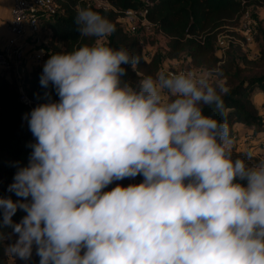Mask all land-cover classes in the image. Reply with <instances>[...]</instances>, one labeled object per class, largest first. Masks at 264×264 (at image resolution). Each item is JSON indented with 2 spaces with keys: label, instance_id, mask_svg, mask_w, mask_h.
Here are the masks:
<instances>
[{
  "label": "clouds",
  "instance_id": "9594fccd",
  "mask_svg": "<svg viewBox=\"0 0 264 264\" xmlns=\"http://www.w3.org/2000/svg\"><path fill=\"white\" fill-rule=\"evenodd\" d=\"M74 23L95 39L43 64L44 102L24 115L32 151L7 189L17 199L0 196V243L15 236L8 254L25 264L34 250L39 264H264V161L234 156L226 118L205 112L226 117L223 73L133 83L126 66L140 58L107 42L115 24L90 6Z\"/></svg>",
  "mask_w": 264,
  "mask_h": 264
},
{
  "label": "trees",
  "instance_id": "16d2710c",
  "mask_svg": "<svg viewBox=\"0 0 264 264\" xmlns=\"http://www.w3.org/2000/svg\"><path fill=\"white\" fill-rule=\"evenodd\" d=\"M56 11L50 17L41 21L46 30L45 45L42 53L43 64L51 54L70 52L83 44H91L95 38L81 37L74 23L78 7H85L84 0H54ZM111 9L100 10L116 26L115 33L108 39L110 46L127 47L140 58L139 65L134 70L127 67L126 79L136 83L147 75L156 74L161 65V57L153 53L148 59L142 54L141 38L124 33L117 22V17L126 9H145V18L152 23L153 29L165 38L163 49L164 59H180L186 55V70L218 69L223 73L226 86L230 89L223 97L226 117L212 109L205 108L206 114H214L217 119L227 120L231 133L235 124L243 128H253L254 132L263 129L264 119L258 115L259 106L254 104V88L259 85L264 91V26H258L252 35L253 43L261 41L255 58L248 54L238 44H232L223 58L214 51L215 34L226 26L236 24L238 17L246 7L254 8L264 4V0H107ZM42 66L31 70L27 81V95L37 104L44 102L46 91L39 83ZM52 99L58 97L51 87ZM264 105V100L261 101ZM264 110V106H263ZM28 108L17 101L14 86L0 73V196L17 197L7 191L13 182V176L19 166L28 163L32 149L29 147L31 132L24 115ZM264 118V117H263ZM234 156L246 157L248 152L235 150ZM250 163L264 161V150L252 155ZM134 183H140L142 176L134 178ZM128 185V178L115 181L109 185L110 190L116 184ZM25 213L18 210L13 216L19 222ZM2 220V216H0ZM6 233L10 229H4ZM6 241V240H5ZM0 243V264H7L6 242ZM20 264L25 261L19 259ZM28 264H39V257L33 251V257Z\"/></svg>",
  "mask_w": 264,
  "mask_h": 264
},
{
  "label": "built area",
  "instance_id": "2783aa9c",
  "mask_svg": "<svg viewBox=\"0 0 264 264\" xmlns=\"http://www.w3.org/2000/svg\"><path fill=\"white\" fill-rule=\"evenodd\" d=\"M85 6L95 9L108 10L111 6L107 0H84ZM56 11L54 0H12L9 7V17L6 26V36L0 43V73L14 86L17 101L31 111L37 105L26 92L27 81L31 70L42 66V53L45 45L46 30L42 28L41 21L53 15ZM251 11L256 14L260 24H264V4L254 8L246 7L233 26H226L215 34L214 51L223 58L227 49L232 44H238L250 57H256L257 50H252L254 44L251 27ZM145 9H126L117 17V22L122 31L128 35L139 37L142 29L154 25L145 18ZM140 38V37H139ZM148 59L147 55H143ZM185 68L160 67L159 71L179 72ZM156 72V73H157ZM241 131V132H239ZM235 150H244L247 144H252L261 152L264 150V125L263 129L254 132L252 128L232 130ZM31 141L34 137L31 133ZM256 143V144H254ZM134 178L128 179V184L134 183ZM6 245L11 240H6ZM7 264H20L19 258H13L5 249Z\"/></svg>",
  "mask_w": 264,
  "mask_h": 264
},
{
  "label": "rangeland",
  "instance_id": "374dc122",
  "mask_svg": "<svg viewBox=\"0 0 264 264\" xmlns=\"http://www.w3.org/2000/svg\"><path fill=\"white\" fill-rule=\"evenodd\" d=\"M250 14H251L250 24L254 30H256V28L258 26H264V24H260L258 22V19L256 18V14L253 11H251ZM141 31H142L141 32L142 34H140L139 37L141 38V40H143L142 41V54L143 55H145V56L147 55V57H150L153 53H158V55H160V57H161L162 63L160 65V67H162V68H165L166 66H170V67L176 66V67H180V68H187L185 65L186 64V55H184V54L181 55L180 59H178V60L170 59V62H168L167 59H164V57L162 55H163V49L165 46V38L162 35H160L159 33H156L154 31L153 27H148V29H142ZM253 34H254V32H253ZM260 46H261V41L256 40L254 42V44L252 45L251 49L256 51L258 49V47H260ZM248 56H249V58H251L249 54H248ZM253 58H255V57H252L251 59H253ZM263 100H264V91L260 90L259 85L255 86L253 101L257 107L259 106L258 115L261 119H264L263 118L264 117V110H263L264 105H262V103H261V101H263ZM239 132H241V131H239ZM254 144H256V143H254ZM244 151L251 152L252 155L258 154V152H259L256 149V147H254V145H252L251 143L247 144ZM11 242H14V241L11 240Z\"/></svg>",
  "mask_w": 264,
  "mask_h": 264
},
{
  "label": "crops",
  "instance_id": "0c3cea01",
  "mask_svg": "<svg viewBox=\"0 0 264 264\" xmlns=\"http://www.w3.org/2000/svg\"><path fill=\"white\" fill-rule=\"evenodd\" d=\"M11 1L12 0H0V43L2 39L6 36V26H7L8 17H9V7L11 4ZM167 61L170 62V60H167ZM196 71H199V70H196ZM242 128L243 127L240 124H235L233 126L234 130H240ZM14 239H15V236H13L11 240L14 241Z\"/></svg>",
  "mask_w": 264,
  "mask_h": 264
},
{
  "label": "water",
  "instance_id": "95a60500",
  "mask_svg": "<svg viewBox=\"0 0 264 264\" xmlns=\"http://www.w3.org/2000/svg\"><path fill=\"white\" fill-rule=\"evenodd\" d=\"M36 105H33V107L32 108H34Z\"/></svg>",
  "mask_w": 264,
  "mask_h": 264
}]
</instances>
